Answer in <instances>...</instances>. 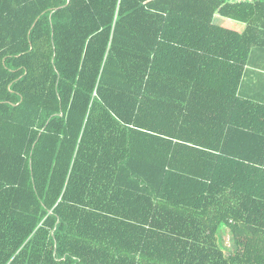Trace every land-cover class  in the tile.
<instances>
[{
    "label": "trees",
    "instance_id": "1",
    "mask_svg": "<svg viewBox=\"0 0 264 264\" xmlns=\"http://www.w3.org/2000/svg\"><path fill=\"white\" fill-rule=\"evenodd\" d=\"M254 50L264 0H0V264H264Z\"/></svg>",
    "mask_w": 264,
    "mask_h": 264
},
{
    "label": "crops",
    "instance_id": "2",
    "mask_svg": "<svg viewBox=\"0 0 264 264\" xmlns=\"http://www.w3.org/2000/svg\"><path fill=\"white\" fill-rule=\"evenodd\" d=\"M241 93L264 103V50H254L246 67L241 85Z\"/></svg>",
    "mask_w": 264,
    "mask_h": 264
},
{
    "label": "rangeland",
    "instance_id": "3",
    "mask_svg": "<svg viewBox=\"0 0 264 264\" xmlns=\"http://www.w3.org/2000/svg\"><path fill=\"white\" fill-rule=\"evenodd\" d=\"M223 226L219 230V239L222 240L224 243L225 248L227 249V252H232L234 248V244L232 241V236L229 232L223 231Z\"/></svg>",
    "mask_w": 264,
    "mask_h": 264
}]
</instances>
